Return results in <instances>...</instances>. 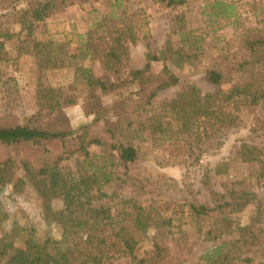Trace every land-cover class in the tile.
Here are the masks:
<instances>
[{"label":"trees","instance_id":"obj_1","mask_svg":"<svg viewBox=\"0 0 264 264\" xmlns=\"http://www.w3.org/2000/svg\"><path fill=\"white\" fill-rule=\"evenodd\" d=\"M6 1L1 8L5 12L0 15V62L4 44L17 37L8 26L19 25V33L25 30L27 37L22 43H27L26 49H35L36 43L30 47L28 44L33 28L77 2L31 0L26 8L18 9L22 0ZM156 2L175 8L186 0ZM218 6L224 9L222 14L229 15L228 6L221 3ZM106 20L107 16H103L87 29L80 48L85 55H95L92 37ZM177 20L180 26L174 33H179L181 41L186 37L190 49V52L177 50L169 55L179 66L181 63L176 61H188L193 55L191 50L196 41L189 40L188 33L182 31L183 19ZM133 23L130 20L114 30L104 55L107 70L126 67L129 45L134 46L137 41ZM161 56L147 52L142 69H130L125 79L108 84L94 77L89 68L75 65L74 82L88 93L85 99L95 105L98 104L95 92L105 95L126 84L137 83L136 129L148 131L157 140L186 137L196 144L240 123L244 114L255 116L251 131L264 129V39L246 41L240 54L227 59L223 67L206 72L209 84L219 87L226 84L229 86L226 90L202 95L195 87H189L175 98L160 102L158 110L153 112L152 100L157 93L178 83L177 76L166 67L155 76L149 74L151 64L163 60ZM15 92L13 87L6 98L10 100ZM56 106L50 104L46 108L47 122H40L44 118L41 112L25 124L17 123L13 115L0 117V142L21 148L13 157L0 159V264H252V259H242L240 253L255 245L256 236L246 226L233 225L231 214L236 209L227 203L214 208L174 203L169 214L170 207H142L120 200L122 207L116 217L111 216L108 206L95 205L101 196H95L94 192L120 179L117 168L135 163L137 151L121 140L123 133H116L108 118L103 120V134L90 137L83 129L72 130L62 106ZM50 145L58 146L55 154L50 152ZM90 146L107 152L92 154L88 150ZM72 157L81 159L76 177L66 174L59 166ZM234 164L257 167L254 183L260 185L264 181V150L242 144L232 159L214 168V174L229 176ZM7 184L16 205L14 212L7 209L2 196ZM55 197H60L64 206L59 214L50 206ZM31 205L37 213L27 210ZM226 207L232 209L228 211ZM55 225L62 230L58 240L51 236ZM188 226L193 227L194 244H210L196 258L184 256V251H191L184 236ZM149 229L157 231L153 250L137 258L135 249Z\"/></svg>","mask_w":264,"mask_h":264},{"label":"rangeland","instance_id":"obj_2","mask_svg":"<svg viewBox=\"0 0 264 264\" xmlns=\"http://www.w3.org/2000/svg\"><path fill=\"white\" fill-rule=\"evenodd\" d=\"M29 1L22 0L18 9L26 8ZM218 3L229 7V15L222 14L224 9ZM6 4V0H0V15L5 12L1 8ZM103 16H107V20L92 37L95 55H85L80 50L85 33ZM179 17L183 19L182 31L196 43L191 50L193 55L188 61H176L181 63L178 66L169 55L177 50L190 52L186 37L181 41L179 33H174L180 26ZM130 20L134 21L137 41L134 46L129 45L126 67L107 70L104 55L114 30ZM8 27L17 37L6 42L2 51L0 117L13 115L17 123L25 124L40 112L44 117L46 108L57 104V108L62 106L72 130L83 129L88 136L98 137L103 134V120L108 118L115 132L123 133L121 140L137 151L135 163L117 168L120 179L94 192L95 196H101L95 205L108 206L111 216L116 217L122 207L120 200L142 207H170L169 214L174 203L208 208L227 203L236 209L231 214L233 225L246 226L256 236L255 245L242 249L240 258L252 259V264L264 262V181L260 185L254 183L257 167L234 164L229 176L214 174V168L232 159L242 144L264 150V129L250 130L255 127V116L244 114L240 123L196 144L186 137L157 140L148 131L136 129L137 83L126 84L105 95L95 92L98 98L95 105L92 100L85 99L88 93L74 82L75 65L89 68L94 77L106 84L123 80L130 69H142L149 52L163 58L151 64L150 75L155 76L166 67L178 78L177 85L157 93L152 100L153 112L158 110L160 102L175 98L189 87H195L202 95L224 91L229 86L209 84L206 72L223 67L227 59L240 54L246 41L264 39V0H186L175 8L156 0H90L87 3L77 0L74 6L53 13L33 28L28 44L30 47L36 43L35 49H26L27 43H22L27 37L26 31L19 33V25ZM5 81H8L7 87ZM13 87L16 92L8 100L6 93ZM41 121L47 122V118ZM173 136L178 138V135ZM57 147L48 146L52 154ZM20 149L0 142V159L13 157ZM88 150L92 154L107 152L98 146H90ZM80 161L72 157L59 166L66 174L76 177L81 169ZM11 194L10 184H7L2 196L7 209L14 212L16 205ZM50 206L56 214L64 211L60 197L52 198ZM27 210L37 213L34 205ZM188 230L184 236L191 251H184V256L196 258L210 244H194L193 227L188 226ZM61 232L55 225L51 236L58 240ZM156 237L157 231L149 229L136 247L135 256L149 255Z\"/></svg>","mask_w":264,"mask_h":264}]
</instances>
